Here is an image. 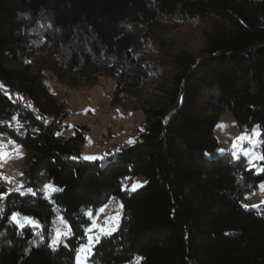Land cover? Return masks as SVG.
<instances>
[{"label":"trees","instance_id":"obj_1","mask_svg":"<svg viewBox=\"0 0 264 264\" xmlns=\"http://www.w3.org/2000/svg\"><path fill=\"white\" fill-rule=\"evenodd\" d=\"M195 23L200 49L175 48L174 30ZM47 72L72 89L112 79L113 103L135 100L143 117L133 143L105 165L81 159L85 129L62 135L69 112ZM225 113L259 130L264 157V0H0V135L26 151L32 191L0 186V264H74L111 198L120 223L89 264H264V206H242L264 171L220 151ZM58 214L71 236L53 248Z\"/></svg>","mask_w":264,"mask_h":264},{"label":"rangeland","instance_id":"obj_2","mask_svg":"<svg viewBox=\"0 0 264 264\" xmlns=\"http://www.w3.org/2000/svg\"><path fill=\"white\" fill-rule=\"evenodd\" d=\"M206 24L195 23L179 26L174 30V47H184L189 50L198 51L203 43V31ZM170 35H167L169 37ZM47 83L51 89L66 102L69 115L65 120L68 129L62 133L64 137L73 134L74 128L85 129V142L80 147L79 157L84 161H101L105 165L110 158L114 157L122 148L131 145L128 141H134L138 131L141 129L143 117L138 110L135 100H124L113 103L114 81L110 78H100L97 85L93 87L69 88L59 84L52 73H46ZM121 98V96L119 97ZM25 104L30 106L29 101ZM138 130V131H137ZM214 135L220 144L222 153L231 154L235 159L243 158L247 169L255 174H261L264 169L261 165L259 153V130L254 128L251 132L239 131L230 114L221 116L219 123L214 128ZM238 137H245L238 140ZM235 145V147H234ZM26 151L17 143L5 136L0 135V186L7 188L8 192L30 194L32 191L25 185L24 170L26 169ZM143 178H135L128 187L134 192L144 185ZM35 185L42 190L46 196L51 193V187L40 176ZM48 185L49 187H45ZM242 206L248 210H260L264 206V184L257 186L256 191L248 195L242 202ZM122 208L118 200L111 198L102 206L92 219V224L86 228V241L77 250L74 264H89L88 258L92 247L97 243L96 238L106 236L105 233L117 230L121 219ZM16 217L13 220V217ZM18 215H13L11 221L19 228L34 227L38 229L37 223L31 218L29 220ZM53 238L50 246L53 248L64 244L71 236L67 223L58 214L52 221ZM90 249V251H89ZM138 257L129 264H139Z\"/></svg>","mask_w":264,"mask_h":264},{"label":"snow or ice","instance_id":"obj_3","mask_svg":"<svg viewBox=\"0 0 264 264\" xmlns=\"http://www.w3.org/2000/svg\"><path fill=\"white\" fill-rule=\"evenodd\" d=\"M238 140H243V139H245V137H238L237 138ZM129 143H132L133 141H128ZM234 147H235V145H234ZM221 151H223V150H221ZM261 159H264V157H261ZM45 187L47 188V187H49L48 185H45ZM0 198H3V194H0ZM15 216L12 218L13 220H15ZM27 220H29V222L30 223H33L34 225H35V222L34 221H31V218H26ZM35 226H38V225H35ZM106 235H111V232H107V233H105ZM95 242H99V238H96L95 239ZM89 251H90V249H89ZM78 264H80V261H79V257H78Z\"/></svg>","mask_w":264,"mask_h":264}]
</instances>
